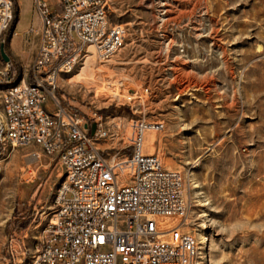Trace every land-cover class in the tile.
I'll use <instances>...</instances> for the list:
<instances>
[{
  "label": "rangeland",
  "instance_id": "obj_1",
  "mask_svg": "<svg viewBox=\"0 0 264 264\" xmlns=\"http://www.w3.org/2000/svg\"><path fill=\"white\" fill-rule=\"evenodd\" d=\"M106 7L127 29L124 47L107 61L82 63L60 81L58 97L107 117L118 132L98 143L107 156H124L132 119L164 122L146 132L145 148L185 175L188 214L185 223L163 219V227L194 235L206 264H264V0H107ZM13 43L21 46L17 36ZM7 63L0 46V72ZM87 67L94 72L82 79ZM35 150L0 144V264H14L24 242V262L34 255L63 176L58 159L36 160Z\"/></svg>",
  "mask_w": 264,
  "mask_h": 264
},
{
  "label": "built area",
  "instance_id": "obj_2",
  "mask_svg": "<svg viewBox=\"0 0 264 264\" xmlns=\"http://www.w3.org/2000/svg\"><path fill=\"white\" fill-rule=\"evenodd\" d=\"M106 1L61 0V10L52 11L47 0H34L43 21L36 57L18 72H0V144L38 148L32 153L36 160L43 153L63 167L42 240L26 262L24 242L13 262L206 264L194 235L180 225H162L173 216L185 223L188 214L185 175L144 146L146 131H161L164 122L132 119L124 156H107L98 143L118 136L107 117L97 110L82 113L58 97L60 81L89 55L103 62L124 47L127 29L110 21ZM15 20V0H0V44Z\"/></svg>",
  "mask_w": 264,
  "mask_h": 264
},
{
  "label": "crops",
  "instance_id": "obj_3",
  "mask_svg": "<svg viewBox=\"0 0 264 264\" xmlns=\"http://www.w3.org/2000/svg\"><path fill=\"white\" fill-rule=\"evenodd\" d=\"M52 11L61 10V0H47ZM16 20L9 33L4 46L10 60L7 68L18 71L23 67H28L36 57L41 42V29L43 21L39 13L34 8V0H15ZM21 27L18 30L17 27ZM14 36H17L21 46L14 44ZM7 62V61H6ZM44 208V207H43Z\"/></svg>",
  "mask_w": 264,
  "mask_h": 264
},
{
  "label": "bare ground",
  "instance_id": "obj_4",
  "mask_svg": "<svg viewBox=\"0 0 264 264\" xmlns=\"http://www.w3.org/2000/svg\"><path fill=\"white\" fill-rule=\"evenodd\" d=\"M5 49V48H4ZM96 57V55L95 54H93V55H90L89 57H88V59H87V61L86 62H88V60H90V59H92V58H95ZM89 67H87V68H84L83 69V71H82V74L80 75V77H82V79L83 78H87L90 74H92L94 71L93 70H90V69H88ZM79 77V78H80ZM91 77H92V75H91ZM95 77V76H94ZM83 82H84V80H83ZM86 82H87V79H86ZM89 84V83H88ZM89 85H91V84H89ZM88 86V85H87ZM118 91V90H117ZM119 92V91H118ZM114 96H119V94H113ZM154 130H152V129H150V130H148V131H146V132H153ZM146 135V134H145ZM150 145H151V148H153L154 149V146H155V143H156V134L155 133H153V136L150 138ZM144 146H145V144H144ZM175 217H178V216H173V217H168V218H175ZM182 218V217H181Z\"/></svg>",
  "mask_w": 264,
  "mask_h": 264
},
{
  "label": "water",
  "instance_id": "obj_5",
  "mask_svg": "<svg viewBox=\"0 0 264 264\" xmlns=\"http://www.w3.org/2000/svg\"><path fill=\"white\" fill-rule=\"evenodd\" d=\"M2 55L4 59L8 62L10 58L8 57L7 53L5 52L4 46H2ZM88 127V124H85V128ZM96 132V123H93L92 125V130H91V135H94Z\"/></svg>",
  "mask_w": 264,
  "mask_h": 264
},
{
  "label": "trees",
  "instance_id": "obj_6",
  "mask_svg": "<svg viewBox=\"0 0 264 264\" xmlns=\"http://www.w3.org/2000/svg\"><path fill=\"white\" fill-rule=\"evenodd\" d=\"M102 112H106V110H103Z\"/></svg>",
  "mask_w": 264,
  "mask_h": 264
}]
</instances>
